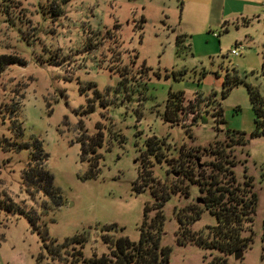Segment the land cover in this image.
I'll list each match as a JSON object with an SVG mask.
<instances>
[{
    "label": "rangeland",
    "instance_id": "obj_1",
    "mask_svg": "<svg viewBox=\"0 0 264 264\" xmlns=\"http://www.w3.org/2000/svg\"><path fill=\"white\" fill-rule=\"evenodd\" d=\"M0 58L11 61L0 71V201L39 218L33 227L24 215L0 210V264H74L80 251L101 258L110 253L103 235L112 224L125 231L111 238L139 242L151 186L179 171L166 159L160 165L144 158L146 141L164 140L168 160L177 159L175 149L184 150V163L194 155L209 175L208 150L224 144L229 131L248 137L230 160L240 182L254 179L259 198L255 223L243 235L254 243L230 264H264V136L252 138L257 116L248 89L264 100V0H0ZM228 76L242 83L224 98ZM179 93L185 110L173 126L164 115L170 95ZM8 139L29 148L6 151ZM38 145L59 191L56 203L23 186ZM96 156L100 175L83 180ZM144 169L150 178L140 180ZM175 178V186L188 183ZM147 183L141 195L134 191ZM191 195L179 193L165 206L169 264L213 259L176 242L175 208L203 197L196 186ZM215 223L206 212L193 231ZM77 236L85 237L83 248L67 242Z\"/></svg>",
    "mask_w": 264,
    "mask_h": 264
},
{
    "label": "trees",
    "instance_id": "obj_2",
    "mask_svg": "<svg viewBox=\"0 0 264 264\" xmlns=\"http://www.w3.org/2000/svg\"><path fill=\"white\" fill-rule=\"evenodd\" d=\"M183 42L182 36L178 37L177 44L180 48ZM10 63L9 59L0 58V71H3L5 66ZM241 83L242 81L238 77L230 78L228 76L224 82V98H227L230 92ZM248 89L257 116V129L252 134V138L261 137L264 136V100L253 87H248ZM184 101L185 96L183 93L170 95L164 115L166 122L173 126L181 122L185 110ZM215 117L219 125L226 123L222 108L218 110ZM18 135H22L21 128ZM5 141H7V144H2V147L6 151L29 148L28 144L13 142L12 139ZM248 144V137L245 133L229 131L224 144H216V147L208 150V156L214 160L205 165L207 170H210L209 175H205L202 174V170H199V160L195 162L194 155L192 157V154H189L191 160L184 163L182 161V156L185 154L184 150L175 149L178 154L177 159L168 160L163 154L165 141L156 137L148 139L145 144L144 158H151L160 165H163V159H166L165 164L175 170L178 169L179 173L173 172L171 176L174 181H171L172 179L169 180L167 172V183L161 184L158 179L156 186H151L153 205L149 203L145 205L144 219L139 228V242H132L126 236H120L114 240L111 238V233H118L119 231L123 233L125 229L119 228L117 224L106 226L103 241L108 246L109 255L86 259L82 256L83 251H80L74 264H169L173 250L171 247L163 245L167 220L165 206L179 193L185 194L186 199L191 198V188L194 186L198 188L203 197L196 199L195 203L185 208H175L174 216L178 222L176 242L182 247L191 245L209 251L213 259L208 261L205 256L204 264H230L231 257H234L237 251H244L254 243L250 237L246 238L243 235L246 229L255 223L259 201L258 194L255 191V181L252 177L246 176L243 182H240L234 172L237 164L234 160H230L231 152L235 147H247ZM37 150L38 154H33L28 166L22 173L23 186L31 197L42 193L56 203L59 191L54 186L53 176L45 168L47 155L43 154L40 145H38ZM100 159V156H96V160L91 162L90 169L82 178L83 180L98 178L101 172ZM247 162L245 161V164ZM147 174V171L143 172L140 180L149 179L150 174ZM195 174H198L200 178H196ZM201 174L202 176H200ZM179 176L188 182L184 188L175 186L178 180L175 177L178 178ZM161 185L162 189H159L158 186L161 188ZM147 187H149L148 183L144 187L135 185L134 191L141 195ZM199 199L202 203L198 202ZM2 203L4 202L0 201L1 211L22 214L35 227L39 218L32 211L26 212V209L15 203L7 205ZM56 206H59V203ZM206 212L216 219L215 225H208L200 232L193 231L194 225L202 220ZM67 242L72 245L77 244L83 248L86 239L84 236H77L68 239Z\"/></svg>",
    "mask_w": 264,
    "mask_h": 264
},
{
    "label": "water",
    "instance_id": "obj_3",
    "mask_svg": "<svg viewBox=\"0 0 264 264\" xmlns=\"http://www.w3.org/2000/svg\"><path fill=\"white\" fill-rule=\"evenodd\" d=\"M202 123L205 124V123H207V121H206L205 119H203ZM198 162H199V161H198ZM198 202H199V203H202V201H201L200 199L198 200ZM243 255H244V251H243V250H239V251H237V252L235 253V255H234V259H235L236 261H239V260L243 257Z\"/></svg>",
    "mask_w": 264,
    "mask_h": 264
},
{
    "label": "built area",
    "instance_id": "obj_4",
    "mask_svg": "<svg viewBox=\"0 0 264 264\" xmlns=\"http://www.w3.org/2000/svg\"><path fill=\"white\" fill-rule=\"evenodd\" d=\"M232 54L235 55V56H239L240 55V52L237 51V50H234V51H232Z\"/></svg>",
    "mask_w": 264,
    "mask_h": 264
}]
</instances>
